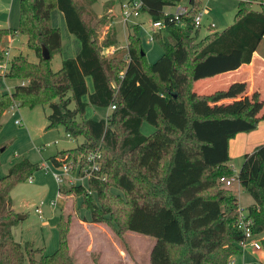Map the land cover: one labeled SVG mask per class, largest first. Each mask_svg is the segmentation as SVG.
Listing matches in <instances>:
<instances>
[{
  "label": "trees",
  "instance_id": "trees-1",
  "mask_svg": "<svg viewBox=\"0 0 264 264\" xmlns=\"http://www.w3.org/2000/svg\"><path fill=\"white\" fill-rule=\"evenodd\" d=\"M140 1L141 12L164 23L153 34L162 53L151 63L144 61L137 24L127 27L124 48L109 55L100 52L115 45V32L107 29L97 41L95 27L87 23L94 19L91 0H18L17 27L0 28V60L18 32L37 61L20 54L9 59L4 76L26 83L10 93L0 91V116L13 101L47 104L46 128L60 125L69 136L82 137L73 148L49 157L54 167L65 164L71 174L82 177L86 154L99 153L98 168L85 178V186L62 184L58 190L81 197L89 222L107 224L117 234L126 230L152 238L147 264H226L240 252L242 234L236 228V196L219 177H235L252 199L245 207L252 231L264 232V144L244 154L235 175L226 164L228 140L255 129L264 114L251 112L257 95L239 109L200 111L198 106L214 101L219 92L196 94L191 87L250 61L264 36V2L238 0L232 23L219 31L208 25L196 41L199 26L193 25V17L199 0H187L180 23L168 21L163 10L180 0ZM253 3L258 7L253 9ZM53 8L80 44L78 53L62 59L56 71L49 64L60 49L59 31L49 23ZM42 48L48 59L41 57ZM87 105L109 112L101 119H77ZM142 122L153 126L148 135L140 131ZM39 167L24 158L0 177V264H21L23 252L29 264H74L68 247L69 213L58 217V247L51 254H40L29 242L21 249L11 236L17 217L9 192ZM259 242L264 253V236Z\"/></svg>",
  "mask_w": 264,
  "mask_h": 264
},
{
  "label": "rangeland",
  "instance_id": "rangeland-1",
  "mask_svg": "<svg viewBox=\"0 0 264 264\" xmlns=\"http://www.w3.org/2000/svg\"><path fill=\"white\" fill-rule=\"evenodd\" d=\"M199 1L202 14L196 41L208 32V24L212 25L214 31H219L232 23L238 2V0ZM93 2L91 9L95 15H100L106 8L102 5L103 0H93ZM113 3L110 14L111 26L115 32V46L119 49L124 48L127 27L137 24V35L144 53V61L151 63L156 60L161 55L162 49L157 40H148L151 27L147 13L141 12L138 17H131L124 22L118 0H113ZM177 4L188 5V2L180 0ZM252 7L254 9L258 6L253 3ZM107 22V14L87 21L89 26L95 27L97 41H99L100 30ZM17 23L18 0H0V28L15 29ZM51 25L61 28L62 47L66 44V37L78 42L73 35L67 32L64 23L61 26V22L55 17L52 18ZM103 50L100 52L103 53ZM7 52L9 59L20 54L29 62L37 61L35 54L26 46L25 36L18 32L8 40ZM61 54L57 52L51 56L49 60L51 70L56 71L60 68ZM21 81L26 83L24 79L0 76L1 93L12 92L14 86L20 84ZM85 81L87 88L90 89V78L85 77ZM196 82L192 84L191 90L203 94V87ZM83 99L86 100V96ZM72 107L73 104L70 103L69 108ZM107 112L106 108L87 105L82 115H77L76 118L101 119L105 118ZM48 113L47 104L27 106L13 101L0 116V177L7 173L12 164L24 158L41 165L29 178L14 184L9 192L11 206L17 217L16 223L10 229L13 240L20 244L21 249H23L24 242H29L33 248L41 250L40 254H51L58 247L56 228L58 217L69 213L71 224L68 230V247L74 264H147L148 253L153 243L152 238L126 230L117 234L107 224L89 222L88 210L80 206L81 197L74 194L65 196L58 190V186L62 184L65 187L76 184L86 185L85 176L81 177L73 173L75 170L73 165L71 166L73 174L69 172L61 183H57L52 172L60 173L61 169L54 167L49 160V157L57 151L73 148L82 141V137L67 136L60 125L46 128ZM15 120L19 123H14ZM140 131L148 134L153 131V126L142 122ZM233 188L240 206L243 207L250 203L251 197L239 185H234ZM109 190L121 195L116 188L110 187ZM36 207H40L41 219L34 211ZM261 237V233L256 236L258 239ZM241 251L242 253L239 252L232 256L236 264H258L259 257L247 250ZM23 255L21 264H29L24 252ZM32 256L37 258L39 253L32 252Z\"/></svg>",
  "mask_w": 264,
  "mask_h": 264
},
{
  "label": "crops",
  "instance_id": "crops-1",
  "mask_svg": "<svg viewBox=\"0 0 264 264\" xmlns=\"http://www.w3.org/2000/svg\"><path fill=\"white\" fill-rule=\"evenodd\" d=\"M91 1H92L91 2L92 5V3L94 2L93 0ZM121 1L123 0H118V5ZM113 4H114L113 0H103L102 5H104L103 7L106 6V8H104L103 12L100 15L99 14L95 15L90 5V9L92 10L94 17L101 18L102 16L107 14L108 22L104 24L102 30H100L99 40L103 37L104 33L106 32L107 29H109V27L113 29V27L111 26V14H110L112 11ZM172 7L173 6H165L163 10L166 12H170L173 10ZM53 17H55L57 21L61 22V26L63 25L64 19L62 13L60 11H56L55 8L51 9L49 13L50 25ZM52 27H56L59 31L60 49L58 53H62L61 60L75 56L80 48L79 42L72 41L69 37H66V44H64L62 47L61 38L63 32L60 27L57 26H52ZM64 27H65V23H64ZM65 46H66V50H64ZM114 49H117L115 45L104 48L103 54L109 55L113 52ZM85 83L87 85L86 81ZM196 83H200L201 86L203 87V94H211L215 91L219 92L218 97L214 101L203 102L201 105H199L198 109L200 111L207 110L211 112L217 110L230 111L232 109H239L242 106L246 105L247 103L251 102L254 96L257 95L258 101L252 108L251 112L254 116H262L264 114V36L257 45L256 50L253 51L250 61L248 63L240 65L235 70L219 73L210 78L198 80ZM88 91H91V87L90 89H88ZM196 94H202V93H196ZM83 97L82 100L86 101L83 99ZM106 109L109 112V108ZM108 112L105 114V116L108 114ZM261 144H264V116L263 119L258 122L255 129L249 132H239L228 140L227 153L229 159L226 164L232 170L233 175H235L236 172L238 171L240 164L242 163L244 154L250 153L251 151L254 150L256 146ZM234 185H239L236 180L230 186L227 187L231 188L233 190L234 195L236 196L233 188ZM251 203H252V199L250 203L247 204L246 206L250 205ZM237 204H238V199H237ZM261 234L263 237L264 232H261ZM247 252L251 253L252 255H256L257 257H259L258 259L264 257V253L262 251L251 252L250 250H247ZM240 253H242V251H240Z\"/></svg>",
  "mask_w": 264,
  "mask_h": 264
},
{
  "label": "built area",
  "instance_id": "built-area-1",
  "mask_svg": "<svg viewBox=\"0 0 264 264\" xmlns=\"http://www.w3.org/2000/svg\"><path fill=\"white\" fill-rule=\"evenodd\" d=\"M119 9L122 16V19L124 22H126L131 17H137L141 13V1L140 0H123L119 3ZM188 6L187 5H180L176 4L173 6V10L170 12L164 11V15L167 17L168 21H174L177 23L181 22V17L185 15L187 12ZM201 9L196 11L194 17H193V25L195 27L200 25V17H201ZM212 27L211 24H208ZM164 26V23L161 19L159 20H150V32L148 36V40H153V34L161 30ZM9 66V57L7 48L3 52V58L0 60V76H4L8 71ZM21 85L24 83L21 81ZM110 108H113V106H110ZM14 123L18 124L19 121L15 120ZM69 136L68 134H66ZM99 157L98 152H89L86 154L85 159L87 161V166L84 168V175L85 178L94 170H97L98 163L97 158ZM61 169L60 173L52 172V176L54 180L57 183H61L64 176H67L69 174L68 166L63 164L58 166ZM87 168V170H86ZM220 182H222L225 186H230L234 181L235 177H224L221 176L218 179ZM35 213L38 215V217L41 219V210L40 207H36L34 209ZM237 212V220H236V228H238L241 232V239L238 241V247L241 250H250L251 252H261V245L259 242V239L256 238L258 233H254L251 229L252 221L249 217L246 216V210L245 207H242L240 205L236 208ZM226 264H236L233 257H229ZM242 264V263H241ZM258 264H264V257L259 259Z\"/></svg>",
  "mask_w": 264,
  "mask_h": 264
},
{
  "label": "water",
  "instance_id": "water-1",
  "mask_svg": "<svg viewBox=\"0 0 264 264\" xmlns=\"http://www.w3.org/2000/svg\"><path fill=\"white\" fill-rule=\"evenodd\" d=\"M41 57L43 59H48L49 58V54L46 52V50L44 48H42Z\"/></svg>",
  "mask_w": 264,
  "mask_h": 264
}]
</instances>
